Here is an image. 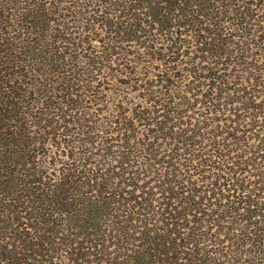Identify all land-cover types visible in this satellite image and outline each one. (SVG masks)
<instances>
[{"label": "trees", "instance_id": "1", "mask_svg": "<svg viewBox=\"0 0 264 264\" xmlns=\"http://www.w3.org/2000/svg\"><path fill=\"white\" fill-rule=\"evenodd\" d=\"M0 264H264V0H0Z\"/></svg>", "mask_w": 264, "mask_h": 264}]
</instances>
